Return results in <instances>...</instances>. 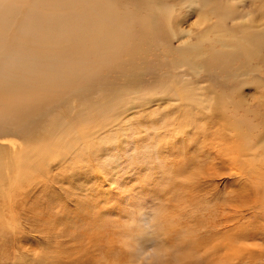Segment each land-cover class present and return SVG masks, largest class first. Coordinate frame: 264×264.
<instances>
[{"label": "rangeland", "instance_id": "374dc122", "mask_svg": "<svg viewBox=\"0 0 264 264\" xmlns=\"http://www.w3.org/2000/svg\"><path fill=\"white\" fill-rule=\"evenodd\" d=\"M44 4L29 36L86 49L0 55L35 90L0 83V264H264V0ZM115 18L131 49L93 58Z\"/></svg>", "mask_w": 264, "mask_h": 264}, {"label": "bare ground", "instance_id": "6f19581e", "mask_svg": "<svg viewBox=\"0 0 264 264\" xmlns=\"http://www.w3.org/2000/svg\"><path fill=\"white\" fill-rule=\"evenodd\" d=\"M34 1V5L36 4V7L38 6V7H40L41 8V6H43V5H45L44 4V0H33ZM48 1H52V0H48ZM57 3H60V1L61 0H55ZM31 2H32V0H31ZM37 2H39V4L40 5H38V3ZM53 3V2H52ZM33 5V2H32V8H30L31 10H28L29 12H25L26 13V15H24V13H22L21 11V14H18V15H14V17L12 16V21H13V23L12 22H10L9 24H14V26H12L11 28H12V30L10 31V29L8 30L9 31V33H10V37L9 38H5L4 37V34H3V32H1L0 31V49H2L1 50V53H0V55H2L3 53H5V54H7V55H9V54H12V53H14V45H16V43L18 42H16L15 43V35H16V32H14L13 31V27L15 28H17V31L20 33V32H23V33H26V37H23V38H20V43H19V45H18V47H19V49H17L18 51H19V53L20 54H22V55H25V56H21V57H28L30 60H31V58L33 59L34 57H36V56H38V55H42V56H45V58L46 57H49V56H51L55 51H60V52H62V54L65 56V54H71L72 53V51H76L75 52V54L77 55V58H75L76 60L74 61L73 60V62H70V63H72V64H70V67L69 68H71L72 66H73V64L75 63V65L73 66L74 68H76V67H78L79 65H81L80 63H83L82 61L84 60V59H82L83 58V52H84V50L86 49H81L79 46H78V43H75V42H72V41H70V40H66V41H64L63 43H61L62 45L61 46H57V44H54V43H48V42H43V41H39V40H37V38H38V36H37V38L36 39H33V37H30L29 35H33L32 34V30H30L29 29V25H30V23L33 21L34 22V20H38L39 22H41L42 24H46L47 26H49V27H54V23L53 24H47V23H44V21H43V19H42V13H41V16L39 17L38 16V14L37 13H39V9H36V8H34L35 6ZM97 8H99L98 6H96ZM211 7V6H210ZM214 7V6H213ZM70 8L71 9H73V10H75V11H78L79 10V8H78V6L77 5H75V3L73 2V4L70 6ZM89 9H91V6L89 7ZM93 9H96V8H93ZM215 9H217V8H213L212 10H215ZM211 10V9H210ZM57 11V10H56ZM89 11V10H88ZM63 12V11H62ZM57 13V12H56ZM44 14V13H43ZM1 15H2V13H1ZM6 15V14H5ZM7 15H9L8 14V12H7ZM34 16H35V19H34ZM57 16H59V15H57ZM2 17V16H1ZM10 17V16H9ZM3 19V18H2ZM56 19H57V17H56ZM61 20V19H60ZM132 20V19H131ZM10 20L7 18V19H4L3 20V23H6L7 24V22H9ZM121 20L120 19H118V18H115L111 23H110V25H109V27H107V29L106 30H100L99 29V36H98V38H97V41H95V42H92L90 45H92L93 47L91 48V53H89V55L90 56H92L93 58H99V59H101V60H103V61H109L110 62V58L112 59V61H113V59H118V56H119V54H120V52L122 53V51H125V50H130L128 47H127V35L129 34V29H127L126 27L125 28H122V29H120L119 28V22H120ZM141 22V21H140ZM2 23V24H3ZM142 24V23H141ZM39 25V24H38ZM57 25H62V24H57ZM146 25H147V23H146ZM149 25V24H148ZM144 26H145V24H144ZM32 27H33V24H32ZM31 28V27H30ZM32 29V28H31ZM44 29H45V27H44ZM51 29V28H50ZM16 30V29H15ZM46 30H47V28H46ZM13 31V32H12ZM41 30H39V32H40ZM29 32H31V34L29 33ZM35 34V33H34ZM36 35H38L37 33H36ZM46 38V37H45ZM65 40V39H64ZM94 40V39H93ZM126 41V42H125ZM17 47V46H16ZM18 53V54H19ZM129 53V52H128ZM127 53V54H128ZM133 53V52H132ZM138 53V52H137ZM17 54V53H16ZM19 54V55H20ZM74 54V55H75ZM126 54V53H125ZM126 54V55H127ZM130 54V53H129ZM135 54V53H134ZM75 55V56H76ZM131 56V55H130ZM135 56V55H134ZM2 57V56H1ZM4 57V56H3ZM2 57V58H3ZM13 57V56H12ZM57 57V56H56ZM86 57V56H85ZM120 57V56H119ZM133 57V56H132ZM230 57H232V56H230ZM19 58V57H18ZM41 58H43V57H41ZM128 58V57H127ZM131 58V57H130ZM129 58V59H130ZM135 58V57H134ZM218 58H219V56H218ZM35 59V58H34ZM44 59V58H43ZM221 59V58H220ZM226 59V58H225ZM15 60V59H14ZM18 60V59H17ZM46 60V59H45ZM44 60V61H45ZM69 60H71V59H69ZM120 60V59H119ZM131 60H132V58H131ZM33 61V60H32ZM43 61V60H42ZM41 61V62H42ZM49 61V60H48ZM111 61V62H112ZM130 61V60H129ZM134 61V60H133ZM133 61H130L131 63H133ZM226 61V60H225ZM25 62V61H24ZM113 63H115V62H113ZM105 64H106V62H105ZM121 64V63H120ZM134 64V63H133ZM11 65V64H10ZM51 65V64H50ZM59 64H56V65H51L50 66V68H52V70H53V68L54 69H56V70H58L59 69V67L61 66H58ZM115 65V64H114ZM121 65H123V64H121ZM126 65V64H125ZM127 65H128V63H127ZM32 66V65H31ZM39 66V65H38ZM49 66V65H48ZM103 66H106V65H103ZM19 67V66H18ZM21 67V66H20ZM26 67H28V66H26ZM34 67V66H33ZM108 67V66H107ZM122 67H125V66H122ZM131 67V66H130ZM2 68V67H1ZM31 68V67H30ZM38 68V67H37ZM44 68V67H43ZM128 68V67H127ZM5 69V68H4ZM35 69V68H34ZM130 69V68H129ZM71 70V69H70ZM69 70V71H70ZM121 70V69H120ZM45 71H46V69H45ZM117 71V70H116ZM124 71H125V69H124ZM123 71V72H124ZM34 72V71H33ZM60 72V71H59ZM16 73V72H15ZM122 73V72H121ZM23 74V73H22ZM26 74V73H25ZM100 75V74H99ZM99 75H96L97 76V78H98V76ZM111 75V74H110ZM6 76V77H5ZM35 76V75H34ZM47 76V75H46ZM93 76V75H92ZM95 76V77H96ZM38 77H40V76H38ZM88 77H90V76H88ZM102 77V76H101ZM35 78V77H34ZM50 78V77H49ZM104 78V77H103ZM6 79H8L7 81H6V87L7 88H13V87H15V86H24V87H26V88H33V86H31L30 85V82H29V79H27L26 77H24L23 75H21V77H19V76H17V75H14V74H7V75H3V72H2V70L0 71V83H2L3 81H5ZM40 79V78H39ZM86 79V78H85ZM92 79H93V77H92ZM100 79V78H99ZM46 79H44L43 81H45ZM104 80H106V78L104 79ZM38 81V80H37ZM42 82V81H41ZM46 82V81H45ZM78 82H79V80H78ZM88 82H91V81H88ZM38 83H40V82H38ZM37 84V83H36ZM41 84V83H40ZM88 84H90V83H88ZM42 86V88L44 87L43 86V82H42V84H41ZM92 85H94V82H93V84ZM90 86H91V84H90ZM24 87H23V89H24ZM79 87H80V85H79ZM85 87V86H84ZM36 88V87H35ZM39 88V87H38ZM46 88V87H45ZM83 88V87H82ZM1 90V89H0ZM33 90H34V88H33ZM40 90V89H39ZM20 91H22V90H20ZM35 91V90H34ZM41 91V90H40ZM44 91H45V89H44ZM47 91H49V90H47ZM47 91H46V93L45 94H48L47 93ZM51 91V90H50ZM60 91V90H59ZM0 92H3V90L2 91H0ZM23 92V91H22ZM52 92V91H51ZM58 92V91H57ZM61 92H63V91H61ZM65 92V91H64ZM35 93V92H34ZM15 94V93H14ZM38 96H40V95H38ZM35 97H36V95H35ZM43 99V98H42ZM38 103V102H37ZM47 103V102H46ZM69 104V103H68ZM47 105H48V103H47ZM68 106H71V105H68ZM86 106V105H85ZM89 107V106H88ZM37 108V107H36ZM42 108H44V107H42ZM92 108V107H91ZM71 109V108H70ZM51 110V109H50ZM68 110V109H67ZM1 111V110H0ZM44 111V110H43ZM46 111V110H45ZM56 111H58V112H60L59 111V109L57 110L56 109ZM64 111H65V109H64ZM84 111V110H83ZM85 111H86V109H85ZM42 112V111H41ZM58 112L57 113H55V114H58ZM66 112V111H65ZM61 113V112H60ZM59 113V114H60ZM81 114V113H80ZM79 114V120H80V117H82L83 118V116L82 115H80ZM84 115V117H86L85 115L86 114H83ZM55 116V115H54ZM76 116H78V115H76ZM56 117H57V115H56ZM59 117V116H58ZM75 117V116H74ZM11 118V117H10ZM22 118L24 119V118H26V122H32V120H31V116H28V117H25V116H22ZM61 118H63V117H61ZM60 117H59V119H61ZM81 118V119H82ZM54 119H55V117H54ZM76 119L77 118H75V122H76ZM5 117L4 116H2V115H0V127L2 126V124L5 122ZM89 120V119H88ZM16 121V120H15ZM70 121V120H69ZM77 121H78V119H77ZM19 122V121H18ZM7 123V122H6ZM55 123H56V121H55ZM53 124V123H52ZM51 125V124H50ZM54 125H56V124H54ZM59 125H61V124H59ZM51 127H53V126H51ZM57 127H60V126H56V128ZM55 128V126L52 128L53 130L54 129H56ZM42 130V129H41ZM47 130V129H46ZM52 130V131H53ZM59 130H61V128L59 129ZM51 131V132H52ZM57 134H59V132H58V128H57ZM45 132V131H44ZM69 132H71V134L70 135H72V131H69ZM69 132H68V134H69ZM82 132V131H81ZM80 132V135H82V133ZM33 133V132H32ZM39 134L38 135H41L40 133L41 132H38ZM75 133L76 132H74L73 133V137H75L76 138V140H77V137L76 136H74L75 135ZM67 134V135H68ZM51 135V134H50ZM56 135V134H55ZM53 136V135H51L52 136V138L54 139V137H56V136ZM44 136H46V135H44ZM42 137V136H41ZM48 137V136H47ZM58 137V139H59V136H57ZM71 137V136H70ZM80 138V137H79ZM86 138V137H85ZM58 139H54V140H58ZM81 139H84V138H82V136H81ZM79 140V139H78ZM86 140V139H85ZM84 140V141H85ZM33 141V140H32ZM42 141H43V139H42ZM80 141V140H79ZM26 142V141H25ZM27 143V142H26ZM34 143V142H33ZM80 144H81V148H82V145H84V144H82L81 142H80ZM72 145L73 144H71V147H72ZM29 146V145H28ZM35 146V145H34ZM38 146H40V145H38ZM44 146V145H43ZM54 146V145H53ZM74 147H75V149H77L76 148V146H77V144H76V146L75 145H73ZM80 146V145H79ZM37 147V146H36ZM57 149H58V147H56ZM30 149V148H29ZM34 149V148H33ZM36 149V148H35ZM42 149V148H41ZM56 149V150H57ZM71 149V148H70ZM31 150V149H30ZM77 150H79V148L77 149ZM41 151V150H40ZM44 151V150H43ZM85 151H86V149H85ZM85 151H84V153H85ZM29 152V151H28ZM33 152V151H32ZM42 152V151H41ZM50 152V151H49ZM71 152V151H70ZM69 152V153H70ZM55 153V152H54ZM88 153V152H87ZM44 156H45V154H43ZM52 155V154H51ZM69 156V155H68ZM31 159H32V155H31ZM37 159V158H36ZM32 162H33V160H32ZM33 164H35V162L33 163ZM34 166V165H33ZM34 170H36L37 168H33Z\"/></svg>", "mask_w": 264, "mask_h": 264}]
</instances>
